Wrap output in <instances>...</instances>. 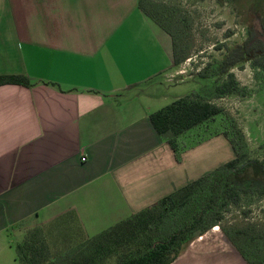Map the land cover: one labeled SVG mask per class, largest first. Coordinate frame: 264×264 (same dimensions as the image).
Segmentation results:
<instances>
[{"label":"crops","instance_id":"0c3cea01","mask_svg":"<svg viewBox=\"0 0 264 264\" xmlns=\"http://www.w3.org/2000/svg\"><path fill=\"white\" fill-rule=\"evenodd\" d=\"M172 67L138 0H0V75L33 84L0 86V264L27 229L71 216L93 237L230 161L222 135L177 162L155 132L149 115L190 94L164 89ZM172 264L246 262L214 226Z\"/></svg>","mask_w":264,"mask_h":264},{"label":"trees","instance_id":"16d2710c","mask_svg":"<svg viewBox=\"0 0 264 264\" xmlns=\"http://www.w3.org/2000/svg\"><path fill=\"white\" fill-rule=\"evenodd\" d=\"M260 1L264 8V0ZM138 8L171 37L173 66L179 65L181 58L166 18L147 0H138ZM246 63L264 77V14L259 25L252 22L246 27L244 41L226 51L213 75L208 74V66L198 74L201 79L215 78L209 90L191 92L149 115L152 127L170 146L177 162L186 149L204 141L187 145L181 137L222 117L223 109L212 100L241 93L231 70ZM3 85L29 88L33 84L26 76L0 75ZM208 92L209 99L201 96ZM224 122L226 126L222 128L221 121V130L210 137L222 135L233 159L93 237L84 235L71 216L65 227L54 222L48 229H27L14 246L18 264H172L194 239L214 226L220 227L223 209L237 206L242 193L253 191L254 184L259 194L264 192V159L248 162L241 130L232 120ZM220 229L246 264H264L260 258H251L234 237Z\"/></svg>","mask_w":264,"mask_h":264},{"label":"rangeland","instance_id":"374dc122","mask_svg":"<svg viewBox=\"0 0 264 264\" xmlns=\"http://www.w3.org/2000/svg\"><path fill=\"white\" fill-rule=\"evenodd\" d=\"M147 1L166 18L181 58L180 64L165 72L160 80L165 83L164 89L176 87V94L181 95L201 88L209 90L215 78L201 79L198 74L208 66V74L213 75L226 51L244 41L246 27L252 22L259 25L264 14L260 0ZM231 72L241 93L212 100L223 109L222 117L190 130L180 141L191 145L205 140L221 130V121L223 128L225 120H232L243 134L248 162L261 161L264 159V77L250 63L237 66ZM184 78L188 81L179 83ZM201 96L210 98L209 92ZM232 157L228 147L223 159ZM256 188L254 184L253 191L242 193L237 206L223 209L219 225L251 258L264 260V192L259 194Z\"/></svg>","mask_w":264,"mask_h":264},{"label":"built area","instance_id":"2783aa9c","mask_svg":"<svg viewBox=\"0 0 264 264\" xmlns=\"http://www.w3.org/2000/svg\"><path fill=\"white\" fill-rule=\"evenodd\" d=\"M82 161H84V159H82Z\"/></svg>","mask_w":264,"mask_h":264}]
</instances>
